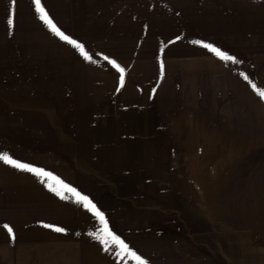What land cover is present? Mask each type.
<instances>
[{
  "label": "rangeland",
  "instance_id": "rangeland-1",
  "mask_svg": "<svg viewBox=\"0 0 264 264\" xmlns=\"http://www.w3.org/2000/svg\"><path fill=\"white\" fill-rule=\"evenodd\" d=\"M249 6L229 33L219 0H0V264L233 263L264 219Z\"/></svg>",
  "mask_w": 264,
  "mask_h": 264
},
{
  "label": "crops",
  "instance_id": "crops-1",
  "mask_svg": "<svg viewBox=\"0 0 264 264\" xmlns=\"http://www.w3.org/2000/svg\"><path fill=\"white\" fill-rule=\"evenodd\" d=\"M254 1L255 3L263 2V0H219V26L227 27L222 31L233 33L232 27H238L241 18H246L245 22L249 27V22H252V18L249 17L252 9H249V5ZM242 2H246L247 6ZM248 36L252 38L249 33ZM238 232L241 235L230 242L233 249L232 264H264V243H260L261 239L264 240V219L252 223L247 221L244 223L243 229Z\"/></svg>",
  "mask_w": 264,
  "mask_h": 264
}]
</instances>
